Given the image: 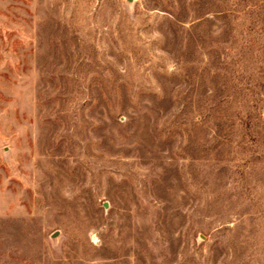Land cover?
I'll return each mask as SVG.
<instances>
[{
    "label": "rangeland",
    "instance_id": "1",
    "mask_svg": "<svg viewBox=\"0 0 264 264\" xmlns=\"http://www.w3.org/2000/svg\"><path fill=\"white\" fill-rule=\"evenodd\" d=\"M0 264H264V0H0Z\"/></svg>",
    "mask_w": 264,
    "mask_h": 264
},
{
    "label": "trees",
    "instance_id": "2",
    "mask_svg": "<svg viewBox=\"0 0 264 264\" xmlns=\"http://www.w3.org/2000/svg\"><path fill=\"white\" fill-rule=\"evenodd\" d=\"M210 9H216V8H210ZM211 11V10H210ZM243 48H242V51H241V53H251V52H255V51H252V50H254V48H255V46H254V43L252 42V40H243ZM231 49V48H230ZM242 58H244L243 56L242 57H240V59H242ZM241 62V61H240ZM230 65H231V63H229L228 62V58H225L224 59V61H223V63H222V68L228 73V72H230ZM218 66V65H217ZM225 86H226V89L228 90V86H227V84H225ZM226 90V91H227ZM231 94H230V90H229V92H227L226 94H223V96H222V99L219 101V103H218V105H217V108L219 107V106H221L222 104H224L225 103V101L229 98V96H230ZM199 104H201L200 103V101L198 102ZM201 107H202V110H200V112L202 113V116H200V118H201V120L199 121V122H203V119H205V117H206V119L207 118H209V116H210V114L208 113V112H211V110H213V108L212 107H208L209 108V111L207 112V110H206V107L202 104V105H199L198 106V108H200L201 109ZM207 108V109H208ZM220 108V107H219ZM203 113H206V116H205V114H203ZM245 118H247V119H245V120H247V121H243V123L244 124H247V129H249V127H250V121H251V117L249 116V114H247V117H245ZM243 118H241L240 120H242ZM251 129V128H250Z\"/></svg>",
    "mask_w": 264,
    "mask_h": 264
}]
</instances>
